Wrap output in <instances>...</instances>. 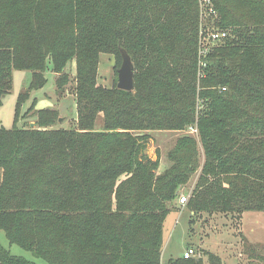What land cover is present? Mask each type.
Returning <instances> with one entry per match:
<instances>
[{
  "label": "trees",
  "instance_id": "1",
  "mask_svg": "<svg viewBox=\"0 0 264 264\" xmlns=\"http://www.w3.org/2000/svg\"><path fill=\"white\" fill-rule=\"evenodd\" d=\"M211 5L215 15L197 0H0V105L14 69L31 72L15 117L48 64L59 95L72 61L76 70L73 127L0 126V230L10 243L47 264H161L163 222L199 147L193 213L264 209V0ZM215 30L226 32L216 43ZM119 47L133 62L132 91L97 83L99 55L119 57ZM35 112L39 126L54 123L53 110ZM195 123L198 142L177 137L159 173L143 153L148 131ZM0 264L36 263L0 244Z\"/></svg>",
  "mask_w": 264,
  "mask_h": 264
},
{
  "label": "rangeland",
  "instance_id": "2",
  "mask_svg": "<svg viewBox=\"0 0 264 264\" xmlns=\"http://www.w3.org/2000/svg\"><path fill=\"white\" fill-rule=\"evenodd\" d=\"M121 64L120 56L101 53L97 66V83L111 88L117 83V69ZM45 70L46 83L33 89L29 97L21 103L18 116L15 117V104L19 92L28 88L31 83V72L27 69L12 71V87L3 97L0 105V126L4 128L67 129L73 127L77 118L73 95L76 74L75 63L68 65V82L64 85L62 94L56 91L55 75L50 64ZM33 105V106H32ZM30 106L32 109L30 110ZM53 110L54 123L39 126L36 110ZM201 109V108H200ZM198 111V108L195 109ZM62 120L59 121L58 118ZM195 128L180 130L148 131L150 138L143 151L152 160L158 159L157 171L160 173L166 167V151L172 147L177 137L184 135L198 142ZM197 164L189 182L181 186L179 195L174 201V207L166 215L162 229L161 264H168L170 258L182 257L188 247L194 249L191 258L201 259V264H208V253L219 257L223 264H264V209L245 210L240 213L198 212L193 213L189 207L191 190L203 163V153L199 147ZM180 195L187 196L185 203L180 204ZM0 244L11 254L33 261L36 264H47L43 259L35 257L28 250L10 243L0 230Z\"/></svg>",
  "mask_w": 264,
  "mask_h": 264
},
{
  "label": "water",
  "instance_id": "3",
  "mask_svg": "<svg viewBox=\"0 0 264 264\" xmlns=\"http://www.w3.org/2000/svg\"><path fill=\"white\" fill-rule=\"evenodd\" d=\"M119 54L121 57V64L117 69V83L116 88L124 91H132L134 83V66L130 55L123 47H119ZM59 121L62 120L61 117L58 118ZM33 126V123H30ZM145 152V151H144Z\"/></svg>",
  "mask_w": 264,
  "mask_h": 264
},
{
  "label": "built area",
  "instance_id": "4",
  "mask_svg": "<svg viewBox=\"0 0 264 264\" xmlns=\"http://www.w3.org/2000/svg\"><path fill=\"white\" fill-rule=\"evenodd\" d=\"M197 1L199 3V6H200L201 14L209 12V14L215 15V10L213 9V7L211 5V0H197ZM206 9H207V11H206ZM200 35L205 40V35H203L202 33H200ZM225 35H226L225 31L215 30V31H211L207 35V38L210 41L216 43V42H219L220 40H222L225 37ZM206 49L207 48L205 46H202V48L199 50V53L202 55L205 52ZM200 65H204V63L201 61ZM186 200H187V196H185V195H180L179 198H178V202L180 204L185 203ZM193 254H194V249L189 247L186 250H184L182 256L184 258H190V257L193 256Z\"/></svg>",
  "mask_w": 264,
  "mask_h": 264
},
{
  "label": "crops",
  "instance_id": "5",
  "mask_svg": "<svg viewBox=\"0 0 264 264\" xmlns=\"http://www.w3.org/2000/svg\"><path fill=\"white\" fill-rule=\"evenodd\" d=\"M189 248V247H188ZM186 250V249H185ZM184 252V251H183Z\"/></svg>",
  "mask_w": 264,
  "mask_h": 264
}]
</instances>
